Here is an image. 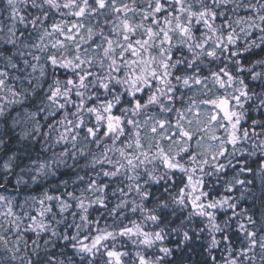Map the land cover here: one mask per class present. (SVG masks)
<instances>
[{
  "label": "snow or ice",
  "instance_id": "snow-or-ice-1",
  "mask_svg": "<svg viewBox=\"0 0 264 264\" xmlns=\"http://www.w3.org/2000/svg\"><path fill=\"white\" fill-rule=\"evenodd\" d=\"M0 264H264V0H0Z\"/></svg>",
  "mask_w": 264,
  "mask_h": 264
}]
</instances>
